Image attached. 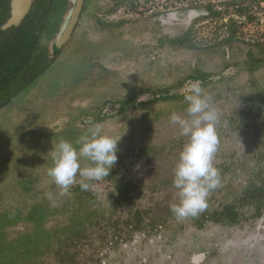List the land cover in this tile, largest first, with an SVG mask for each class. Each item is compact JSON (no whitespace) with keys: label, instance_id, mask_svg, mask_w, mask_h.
Returning <instances> with one entry per match:
<instances>
[{"label":"rangeland","instance_id":"rangeland-1","mask_svg":"<svg viewBox=\"0 0 264 264\" xmlns=\"http://www.w3.org/2000/svg\"><path fill=\"white\" fill-rule=\"evenodd\" d=\"M152 1L157 11V4L164 5V0ZM232 1H178L184 11L213 9L212 17L196 21L192 48L172 46L169 40L180 34L170 30L166 44L153 30L134 34L127 12L118 19L128 24L114 37L96 31L88 16L46 73L0 111L4 262L28 260L30 250L23 242L44 235V209L34 208L39 202L58 211L49 225L57 222L69 232L72 224L64 207L72 203L73 188L88 181L98 207L114 219L124 222L136 211L168 219L164 228L123 234L105 244L96 241L99 250L85 245L84 253H95L98 260L89 264H264V214L253 220V210L245 209L249 217L239 226L208 222L198 229L181 206L197 207L199 199H207L217 209L257 181L264 114L256 104L264 102V62L253 74L249 65L250 57L264 60L263 52L257 44L250 48L241 41L202 51L227 37L230 20L259 35L250 40L257 42L264 33L262 6L250 11L259 14L258 28L239 17ZM199 72L211 76L208 82L191 79ZM172 96L176 100H162ZM127 100H135L134 105L118 112ZM93 152L95 167L99 165L95 170L85 163ZM176 206L183 211L174 219ZM18 236L21 244L7 240ZM23 250L27 253L19 255ZM43 261L58 264L51 256Z\"/></svg>","mask_w":264,"mask_h":264},{"label":"trees","instance_id":"trees-1","mask_svg":"<svg viewBox=\"0 0 264 264\" xmlns=\"http://www.w3.org/2000/svg\"><path fill=\"white\" fill-rule=\"evenodd\" d=\"M52 6L56 7V0H50ZM47 0H39V8L28 19V22L16 33L14 41L7 40L2 37L0 31V111L8 106L13 99L21 95L28 87L34 84L44 73L45 68L48 66L46 62V47L42 45L45 38H52L55 32L61 28L65 9L60 12H53V8L49 13H44L43 9L46 7ZM242 14V13H239ZM0 18V25L5 21ZM237 24L233 23L229 29V36L224 38L220 43L212 46H204L202 49L206 54L209 51L216 52L217 48H225L231 46L236 42L235 29ZM228 32V33H229ZM39 33V35H38ZM189 35L177 38L172 41L173 46L181 48L190 47ZM178 42V43H177ZM179 44V45H178ZM226 49V48H225ZM226 56V52L224 53ZM251 56V55H250ZM253 56V55H252ZM251 64L249 73L253 74L259 68L262 62L250 57ZM260 61V59H259ZM254 62V63H253ZM257 64V65H256ZM228 68V66H227ZM47 70V69H46ZM210 75L198 73L196 77H191L194 81L208 82ZM159 94H154V97ZM164 101H174L176 98L165 97ZM157 102L161 99H156ZM134 100H127L120 102L121 112H127L130 106L134 105ZM259 110L264 114V102H258ZM264 130V118L262 124ZM261 130V133H262ZM264 146V144H262ZM85 146V144H83ZM95 152L89 154L86 159V165L92 163V169L99 168L94 163ZM85 160V159H83ZM82 160V161H83ZM257 181H252L248 186L238 190L232 203L222 205L220 208H213L214 204L207 199H199L197 207H189L186 203L181 204L182 208L187 210V219L195 221V226L198 229H204L208 222L219 225L236 226L240 225L243 219L251 216L253 219L260 218L264 214V149L259 153ZM89 182L85 181L72 190L71 202H69L64 209L69 213V222L72 224L69 232L65 227L50 226L53 216L58 214V211L52 209V206L47 202H39L34 208L40 207L44 209L41 213L44 220V235L36 240L31 237L29 241H24L23 248L30 250L28 260H17V256L9 258V263L4 262L3 254L0 255V264H45L43 261L50 256L58 262V264H89L95 263L98 260L94 257L95 253L86 255L84 253L85 245H91L92 250H99L96 248L95 242L101 243L112 242L115 238H122L123 234L132 236L137 233H145L148 229L157 230L159 227H166L168 225L167 217H158L153 215L150 211H136L132 213L126 221L121 222V219H114V215L109 211H103L98 206V203L93 195L87 189ZM194 192V196H197ZM199 197V195H198ZM44 203V204H43ZM48 207H46V206ZM75 205V207H74ZM117 205V202L115 206ZM73 206V209H71ZM70 208V211L68 210ZM62 209V211L64 210ZM245 209H251V215L244 213ZM89 212V214L86 213ZM182 209L177 206L171 210V217L176 219L182 214ZM170 213V212H169ZM173 214V215H172ZM78 219H88L86 224L76 226L75 222ZM57 220V219H55ZM34 221V220H33ZM28 222H32L28 220ZM75 224V225H74ZM112 234V235H111ZM18 237L8 238V242L18 241L21 244L22 238ZM110 238V239H109ZM28 242V243H27ZM34 242V243H33ZM27 243V244H26ZM18 244V245H19ZM15 245V244H14ZM25 251V252H24ZM26 250H23L19 255H24Z\"/></svg>","mask_w":264,"mask_h":264},{"label":"flooded vegetation","instance_id":"flooded-vegetation-1","mask_svg":"<svg viewBox=\"0 0 264 264\" xmlns=\"http://www.w3.org/2000/svg\"><path fill=\"white\" fill-rule=\"evenodd\" d=\"M47 1L48 2L46 3V7H44L43 9L44 13L51 12L52 11L50 10L51 8H53V12L55 11L60 12L62 9H65V15H64L60 30L58 32H55L52 38H45L42 41V45L46 47V57H47L46 62L48 64L43 74L46 73V71L62 55V53L67 48V46L70 45V43L74 39L75 34L79 30L83 20L88 16L91 17L92 20L94 21L96 31L103 32L106 34V36H107V33L108 34L111 33L112 37H114V35H117V31L121 28V26L128 24L124 19H121V20L118 19L122 13L124 14L125 12H127L129 15H131V17L128 19L129 21L128 25L134 34L137 29L139 30L142 29V30H145L146 32L153 30L157 34L159 33L160 42L161 43L164 42L166 44L168 42L167 34H169L168 32L169 30L173 31L172 33H177V34L179 33L180 35H181V32L183 31L184 33L182 32V34L190 36V40L188 42L189 43L191 42L190 43L191 45L190 47H187V48H192L194 47L192 43L194 44L197 43L196 36L194 35V32H195L194 26L196 25V21L198 19H205V18H210L213 16V9L211 8V6H206V7H201V8H192V9L188 8L186 11H184L183 9L178 8V5H180V3L178 2L179 0H170V1L164 0V5L162 7H159V5L157 4L158 9H159L158 11L156 7H152L153 5H155V3H153L152 0H85L82 13H81V18L70 40L63 46L61 50H56L54 46L55 41L58 39L62 31V28L65 24L67 16L69 15L70 11L74 7V0H56L55 8L52 6V2L50 0H47ZM156 1L158 2V0ZM13 5H14V0H0V18L3 20L4 17H7L5 21L1 23L0 31L2 33V37H4L7 40H11V41H14V37L17 35L16 33H13V32L14 31L17 32L21 29H24L22 27L28 22L29 17L34 12H37L39 8V0H33L29 13L23 19V21L21 22L19 26H16V27L14 26V27L4 29V27L6 26V24L11 18L12 11H13ZM229 5L230 7H234L237 10L236 13L239 15V17L246 18L247 20L251 22V24H255L256 22L259 28L260 26L259 24L261 22L258 19H256V16H258L259 14L257 13L258 15L256 14L254 15V13H252L253 14L252 16V14H250V11L253 8L255 10H258L257 7H259V5L262 6L259 10L260 11L264 10V0H233L232 2L229 3ZM239 13H242V14H239ZM135 15L137 16L136 18H135ZM233 23L235 22L230 20L226 24L227 33L229 32L230 26ZM235 29L237 30V33L235 35L236 41L244 42L243 43L244 46H249L250 48L252 47V45L257 44L256 47L259 50H262L263 52L262 55H264V33L260 35V39L257 40L256 42V40L248 39L256 35H253V34L250 35L251 31L247 29L246 24L241 25L240 27L236 25ZM163 32L165 33L164 39H163L164 41L162 40ZM229 34L230 32L228 33L227 36H229ZM239 34H241L242 37L240 36L239 38L238 37ZM180 35L178 39L180 38ZM184 35H181V36L183 37ZM256 37H259V35H257ZM104 38H105L104 36L101 37V41ZM176 40L177 38L171 39L169 40V42L173 46L172 41H176ZM50 46H51V52H50ZM260 62H264V60L260 59ZM120 109H121V106H120ZM118 112H121V110H119ZM260 218H257V219H260ZM244 220H247V219H243L241 224L244 222ZM236 226H239V225H236ZM236 226H232V227H236ZM159 228H164V227H159Z\"/></svg>","mask_w":264,"mask_h":264},{"label":"water","instance_id":"water-1","mask_svg":"<svg viewBox=\"0 0 264 264\" xmlns=\"http://www.w3.org/2000/svg\"><path fill=\"white\" fill-rule=\"evenodd\" d=\"M32 2L33 0H14L11 18L4 29L19 26L29 13ZM84 2L85 0H74V7L67 16V20L65 21L62 31L58 39L55 41L54 46L56 50H61L63 46L70 40L81 18Z\"/></svg>","mask_w":264,"mask_h":264}]
</instances>
